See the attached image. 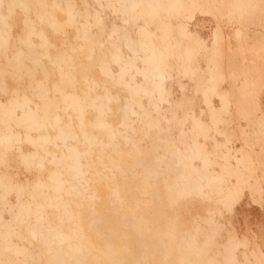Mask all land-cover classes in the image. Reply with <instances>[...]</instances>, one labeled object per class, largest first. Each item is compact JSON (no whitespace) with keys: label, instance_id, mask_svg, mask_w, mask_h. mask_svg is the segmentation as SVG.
Segmentation results:
<instances>
[{"label":"bare ground","instance_id":"bare-ground-1","mask_svg":"<svg viewBox=\"0 0 264 264\" xmlns=\"http://www.w3.org/2000/svg\"><path fill=\"white\" fill-rule=\"evenodd\" d=\"M93 1L97 8L92 12L86 7L79 12L72 0H0V264H166L167 258L172 264H250L246 237L229 235L223 243L216 239L221 223L215 214L221 213L217 204L230 210L245 189L257 191L264 177V115L255 94L260 75L246 64L256 57L264 62V0ZM31 2L36 20L55 30L62 26L56 9L65 13L67 22H77L81 43L56 47L51 56V43L26 12ZM81 2L87 5V0ZM16 6L24 14L23 29L14 38L9 19ZM104 9L115 20L107 31ZM197 14L215 22L209 45L189 28ZM78 16L82 18L76 21ZM225 18L234 24L235 49L224 41L220 24ZM32 35L40 38L38 45ZM78 51L85 61L76 67ZM42 56L58 68L63 85L48 87L46 80L36 78L37 69L43 77L48 74ZM92 64L100 79L88 75ZM7 76L26 77L29 93L20 84L9 88ZM169 78L180 92L172 101ZM78 79L80 89L75 86ZM225 82L227 87L222 86ZM111 86L125 94L114 93ZM198 94L201 104L196 107ZM114 113L116 123L110 118ZM238 119L260 134V150L253 156L234 144L233 138L245 132L242 124L239 133L229 128ZM136 129L153 147L141 150L132 137ZM158 148L162 153L154 156ZM95 150L99 162L103 156L110 158L111 171L119 163L109 152L122 156L128 168L150 160L147 177L162 169L171 174L165 194L157 195L162 206L174 202L173 192L212 200L215 209L201 218L208 228L195 219L180 232L176 218L164 209L157 210L150 229L144 228L147 218L134 213L139 205L135 191L127 193L126 205L120 203L118 184L112 188L115 198L97 194L101 170L95 169ZM47 164L53 166L47 169ZM215 164L218 170L212 168ZM257 170L260 175H255ZM19 171L28 175L21 177ZM133 187L142 193L151 188L142 179ZM81 208L91 234L81 222ZM197 231L204 235L200 243ZM172 244L174 256L168 251ZM252 254L255 264H264L258 244Z\"/></svg>","mask_w":264,"mask_h":264},{"label":"rangeland","instance_id":"rangeland-1","mask_svg":"<svg viewBox=\"0 0 264 264\" xmlns=\"http://www.w3.org/2000/svg\"><path fill=\"white\" fill-rule=\"evenodd\" d=\"M50 1L51 0H46V2L48 3H50ZM72 1L74 3L75 8L79 12H83L85 7L88 9L89 12H92L94 8H97V4L93 0H87V5H84L81 0ZM35 6V3L31 2L26 12L29 17L34 20L35 28H37L38 30L41 29L44 35L47 37L48 41L51 43V45L48 47V53L51 56L56 52V47H61L63 44L68 43H71L73 45H78L81 43V40L76 37V26L78 24L77 22H67L65 18V13L60 9H56L54 11V14L56 16V19L62 23V26L61 28L55 30L47 22L36 20L34 16ZM23 14L24 12L20 9V7L16 6L15 13L12 15V18L9 19L12 25L11 32L14 38H16V35L19 34L23 29ZM101 16L103 19L104 30L107 31L110 29L112 23L115 21L114 16L108 10L105 9L101 12ZM81 18L82 17L79 16L76 17V21L81 20ZM220 26L222 33L226 36V40H224L225 43H227L229 48L235 49L237 47V41L232 35L234 24L227 22L225 18L221 21ZM214 27L215 22L213 18L202 17L198 14L195 20L189 26L190 30L198 32L201 37L206 40L208 45L211 42ZM91 31L92 33H96L97 28L93 26L91 28ZM31 38L36 45L40 43V38L38 36L32 35ZM218 44L221 47V45H223V40H220ZM37 49L42 52V48H40L39 46H37ZM2 61L3 59L0 57V63ZM42 61L45 64V68L47 69L48 74L43 77L41 70L37 69L35 71L36 78L41 77L42 79L46 80L48 87H52L54 83L63 85L60 82V74L58 68L53 65L50 61H48L47 57L45 56H42ZM84 61L85 57L83 52L78 51L76 54H74V63L76 64V67H78V65ZM27 63L30 65V62L27 61ZM246 64L256 67V74L260 75L259 84L261 85L256 86L257 88L255 89V94L259 102L260 112L264 115V62H262L260 58L256 57L251 63L246 62ZM87 72L88 75L97 79H100L102 77L98 72V68L95 64L89 65ZM74 74V77L79 78V72L74 71ZM240 80L241 78L237 80V83H240ZM6 83L9 88L14 84H20L25 88L26 92L29 93V89L27 88L28 84L26 77L15 80L10 76H7ZM227 84L228 83L225 82L222 86L227 87ZM75 86L79 89L82 87L81 81L79 79L75 82ZM167 86L168 88H170L171 92L169 100L172 101L174 98H177L179 96V88L174 79L172 78H169L167 80ZM111 89L114 93H120L122 96L125 94L123 91H119L115 86H111ZM49 94H53L52 89H50ZM194 103L196 107L201 104L199 94L194 97ZM214 103L217 104V100L215 98ZM164 106L168 107V104H164ZM231 110H233V108H231ZM164 111L166 112V110ZM110 118L114 123H116V121L118 120V116L116 113H114V115H111ZM161 123L162 126L165 127V121L161 119ZM188 124L189 122H186L185 125ZM239 124H242L244 126L245 132L243 135L239 133L241 130V127L238 126ZM246 124L247 123L245 120L238 119L234 120L230 124L229 128H236L237 132L239 130V135L233 138L234 144L237 147H243V151L245 153H250L253 156L256 152L260 150V134L254 125L247 126ZM171 129L175 132L177 130V125L173 122L171 123ZM50 132L53 134L52 130H50ZM132 137H134L141 150H147L153 147L152 140L148 136H145L139 129H136L132 133ZM24 144L28 145L27 143ZM121 145L124 151H129L130 147L128 144L122 143ZM161 153L162 149L158 148L154 151V156H159ZM109 154L112 156L111 158L115 159L119 163V167H114L113 171L110 170L111 164L109 161V157L103 156V163H101L97 160V150H95V152L93 153V158L97 160L95 169L101 170L100 178H96L95 181L97 182V185L95 186L97 194L115 198V196L112 194V188L116 184H118L120 187L118 189L120 203L126 205L127 193L132 190L135 191V197L138 199L139 205L135 209L134 213L139 219L147 218V220L144 222V228L150 229L153 226L154 217L156 215L157 210L159 209H164L170 216L176 218V227L180 232H183L186 229L190 228L192 225H194L195 219L199 221L202 227L208 228V224L201 220V218L202 216L207 215L208 209H215L216 205L212 200L203 199L197 195L182 194L180 196H177V194L173 192L172 196L174 202L172 204L170 203L171 205L168 204L162 206V197L157 195L158 193L161 195L165 194L164 192L166 190V180L172 178L171 174L163 172L162 169L161 172H159L154 177H147L145 169L147 168L150 160H145L140 165H134L131 168H128L123 164L122 156H118L113 152H109ZM196 162H198V160ZM52 166L53 165L51 164H47L46 168L48 169ZM22 168V166H19L18 169ZM212 168L218 170V165L215 164ZM23 174L28 175V173H26L25 171H19V176L23 177ZM260 174L261 173L259 170L255 172V175ZM140 179L147 181L151 186V188H148V190L144 193L140 192L138 189L133 187L137 184ZM250 180H252V178H250ZM259 184L260 188L257 191H254L253 193H250L249 190L245 189L242 198L230 210L223 207L221 203L217 204V206L221 208V213L218 214L216 212L215 214L216 220L221 223L220 228L217 230L218 234L216 236V239L220 240L223 243L227 240L229 235L235 236L236 238L246 237L247 240L244 249L247 253V259L249 260L250 264H255L256 261L255 256L252 254V251L256 248V244H258V246L264 252V177H261L259 179ZM66 197L68 198L69 195H66ZM94 201L95 203H97L98 208H101L100 200L98 198H95ZM144 207H149L148 211L143 212L142 209ZM81 212L82 214L80 218L81 222L85 226V231L91 234V232L87 230L88 220L84 218L83 208H81ZM64 224H68V222L64 221ZM101 226L103 228L104 223H101ZM203 236V232L197 231V242L200 243L203 239ZM134 237L135 239L138 238L136 235ZM90 238L96 243L102 242V239L96 236H91ZM162 239L164 241L168 240L167 237L164 236H162ZM240 248H242V246H240ZM168 251L170 252V255L174 256L176 254L175 246L173 245L171 248H168ZM154 260V258H150L151 262H154ZM165 262L166 264H172V261L169 258H167Z\"/></svg>","mask_w":264,"mask_h":264}]
</instances>
